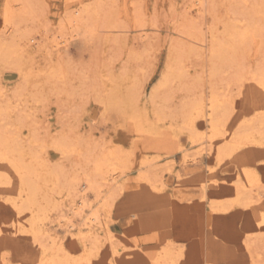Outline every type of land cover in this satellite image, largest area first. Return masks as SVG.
<instances>
[{
  "label": "rangeland",
  "instance_id": "rangeland-1",
  "mask_svg": "<svg viewBox=\"0 0 264 264\" xmlns=\"http://www.w3.org/2000/svg\"><path fill=\"white\" fill-rule=\"evenodd\" d=\"M39 1L18 19L25 41L5 18L15 1L0 0V138L34 186L28 203L0 159V264H264V92L250 79L264 29L221 63L207 52L211 33L255 23L254 0ZM80 8L92 18L73 28ZM211 93L227 115L209 130L193 104Z\"/></svg>",
  "mask_w": 264,
  "mask_h": 264
},
{
  "label": "bare ground",
  "instance_id": "bare-ground-1",
  "mask_svg": "<svg viewBox=\"0 0 264 264\" xmlns=\"http://www.w3.org/2000/svg\"><path fill=\"white\" fill-rule=\"evenodd\" d=\"M15 1V3H16V5H17V8L15 9V10H13L12 8H9V7H7L6 8V10H5V18H6V20H9V22L10 23H13L14 24V26H15V31L17 32V31H19L20 33H25V35H24V38L26 39H24V38H19V39H23V40H25V41H27V40H29V41H34V37L33 36H29L28 34H26L28 31L27 30H29V29H25L24 30V24L22 25V27H23V29H22V27H21V25H20V22L18 21V19H23V18H25V17H28V16H30V14L32 13V7H33V3H34V1L35 0H14ZM41 1V0H40ZM39 1V2H40ZM204 1L205 0H195V3H193L192 5H196L197 4V9L199 10V12H203V11H205V9H204V5H203V3H204ZM235 2V1H234ZM238 2V1H237ZM235 4V3H234ZM244 4V3H243ZM243 4H241L240 5V3H239V6H242ZM253 6H252V8H253V14H254V18H253V20H252V22H255V23H253V24H250V18H249V24L245 27V28H243V30H241V31H239V28H241V27H237V25L236 24H238V23H240V19H241V16H240V18H237V19H239V20H234L231 24H229V25H227L226 24V27H225V36H227V41H223L222 39H219V37H217V36H215L214 34H210V35H212L211 37H209L210 38V40L208 41L209 43H208V50H207V52H208V58H209V60L210 61H214L215 63H216V60L215 59H218V60H221V61H218V62H222V61H224V59L223 58H228L229 56H228V54L231 52V51H233L234 50V48L236 47V45L238 44V42H242L243 43V41H245V40H247L249 37H250V35L253 33V32H259V31H261V30H263L264 29V27L262 26L263 24L262 23H264V0H254V3L252 4ZM94 6V5H93ZM96 6H97V3H96ZM99 6V5H98ZM238 6V5H237ZM236 6V7H237ZM15 7V6H14ZM243 7H246V6H243ZM100 8V6L97 8V9H99ZM238 8V7H237ZM82 8H80L79 10H75L74 11V14L72 15V17H71V20H70V22H71V26L73 25V28H77V26H79V25H87V20H91V18H92V16H90V17H88V14L90 13L89 11L90 10H88V9H85V10H81ZM243 9V8H242ZM241 9V10H242ZM81 10V11H80ZM213 10V9H212ZM246 10V9H245ZM16 11V12H15ZM99 11H100V9H99ZM230 11V10H229ZM94 12V11H93ZM249 12V11H248ZM97 13H98V11H97ZM107 13V12H106ZM231 13V12H230ZM238 13V12H237ZM243 14H244V12H242ZM241 13V14H242ZM105 14V13H104ZM248 14V13H247ZM253 14H251V15H253ZM90 15V14H89ZM109 15V14H108ZM230 15V14H229ZM232 15H233V12H232ZM238 15V14H237ZM239 15H240V13H239ZM249 15V14H248ZM36 16V15H35ZM70 16V15H69ZM105 16V15H104ZM245 16H247V15H245ZM244 16V17H245ZM250 16V15H249ZM95 17V12H94V14H93V18ZM103 17V16H102ZM231 17V16H230ZM243 17V16H242ZM243 17V18H244ZM4 18V19H5ZM32 18V17H31ZM31 18H29V20L31 19ZM107 18H109V17H107ZM111 18V17H110ZM236 18V17H235ZM248 18V17H247ZM66 19V18H65ZM64 19V20H65ZM104 19H106L105 17H104ZM229 19V18H228ZM245 19V18H244ZM26 21H27V19H25ZM33 20V19H32ZM18 21V22H17ZM94 21V20H93ZM92 21V22H93ZM98 21V20H97ZM101 21H102V19H101ZM106 21H107V23H110V21H108L107 19H106ZM230 21V20H229ZM24 22V21H23ZM22 22V23H23ZM62 22V21H61ZM92 22H90L91 24H92ZM103 22H104V20H103ZM244 24H245V22L244 21H242ZM241 22V23H242ZM25 23V22H24ZM227 23V22H226ZM229 23V22H228ZM242 23V24H243ZM26 24V23H25ZM35 24V23H34ZM96 24V23H95ZM241 24V25H242ZM243 24V25H244ZM90 25V24H89ZM96 25H98V24H96ZM95 25V26H96ZM100 25V24H99ZM98 25V26H99ZM224 25V24H223ZM241 25H239V26H241ZM88 26V25H87ZM87 26H86V28H87ZM104 26H106V24H104L103 25V27ZM111 25L110 24H107V30H105V32L106 33H110V27ZM90 27V26H89ZM110 27V28H109ZM27 28V27H26ZM85 28V29H86ZM91 29H92V27H91ZM223 29V28H222ZM212 30V29H211ZM29 31H31V30H29ZM87 30H85V32H86ZM89 31H90V29H89ZM221 31H223V30H221ZM213 32V31H212ZM221 33V32H220ZM21 34V37H23V35ZM31 34H32V32H31ZM44 34V33H43ZM91 34H92V32H91ZM108 35V34H107ZM214 35V36H213ZM223 35H224V31H223ZM222 35V36H223ZM255 35H256V33H255ZM20 36V35H19ZM221 36V37H222ZM49 37V36H48ZM191 37V36H190ZM55 39V38H54ZM191 40H192V42H194V40L192 39V37L190 38ZM17 40V39H16ZM16 40H14V41H16ZM21 40H18V41H21ZM62 40V39H61ZM4 41V40H3ZM3 41H0L1 43H0V47H1V52H3L4 53V50H7L8 48H6V46L7 45H5L4 44V42H6V44H8L7 43V41L5 40L4 42ZM25 41H23V42H25ZM52 41V40H51ZM12 43H14L13 42V40H11V42H10V46L12 45ZM20 43V42H19ZM61 43V42H60ZM64 43V42H63ZM15 44V43H14ZM17 44V43H16ZM23 44H25V43H23ZM28 44V43H27ZM34 44L36 45V46H38L39 47V43L37 44V42H34ZM42 44V43H41ZM241 44V43H240ZM22 45V44H21ZM20 45V46H21ZM30 45V44H29ZM57 42H51V47H53V48H55V47H57ZM239 45V44H238ZM41 46V45H40ZM9 47V46H8ZM16 47V46H15ZM42 49H43V52H45L48 56H49V58L51 59V53L48 51V49H47V47H45V46H42ZM11 51H13L14 52V50H11ZM7 52V51H6ZM2 53V54H3ZM178 53V52H177ZM233 53V52H232ZM63 54V53H62ZM5 55H6V53H5ZM8 56V55H7ZM60 58V57H59ZM170 58V57H169ZM223 59V60H222ZM44 60V59H43ZM172 60V59H171ZM208 60V61H209ZM227 60V59H226ZM225 60V61H226ZM174 61V60H173ZM217 62V63H218ZM59 63V62H58ZM214 63V64H215ZM216 63V64H217ZM64 64V63H63ZM174 64H175V62H174ZM211 65H212V63H210ZM215 64V65H216ZM172 66V65H171ZM217 66V65H216ZM215 66V67H216ZM211 67V66H210ZM218 67V66H217ZM172 68V67H171ZM212 68V67H211ZM215 70L217 69V68H214ZM214 69H213V71H214ZM169 70V69H168ZM213 71L212 72H210V75H212L211 73H213ZM255 71V73L254 74H252L251 73V75L252 76H250V79L251 80H253V83L255 82V87H257V88H259L260 90H262L263 92H264V70H262V71H260L259 72V74L258 75H256L257 73L256 72H258V70L256 71V70H254ZM172 72H175V71H172ZM167 76H168V74H167ZM169 78V77H168ZM164 80V79H163ZM130 92H132V91H129V93ZM122 93V92H121ZM131 94V93H130ZM128 95V94H127ZM134 95H136L135 94V92H134ZM210 96L207 98V100H205L204 102L202 101H200V100H198V102L196 101V102H194V103H196V105L195 104H193L194 105V107H195V109H197V111H198V113H199V116H201V117H204V122L206 123L205 125H204V128H208L209 130H212V129H214V128H216L217 126L219 127V128H222L223 126H225V114L227 115V110L224 108V110L226 111V113L222 110L223 108H221V106H222V104H223V102H221L220 100H218V96L216 95V94H214V93H211V94H209ZM131 97H132V95H130ZM122 96L120 95V98H121ZM130 99V98H129ZM137 99V98H136ZM138 100V99H137ZM135 103V102H134ZM220 103H222V104H220ZM138 104H139V102H138ZM191 106V105H190ZM194 107H193V109H194ZM225 107L228 109V107L225 105ZM192 108V107H191ZM231 108V107H230ZM133 109V110H132ZM132 109H131V113H130V116H131V118H137V116L138 115H140L139 113V111H137V110H135V108H134V106L132 105ZM190 109V108H189ZM229 111H231L230 109H228ZM124 111V110H123ZM193 111V110H192ZM191 113V112H190ZM122 114V113H121ZM196 114V113H195ZM261 123H264V120L261 122ZM256 124V123H255ZM191 128H193V127H191ZM251 128V127H250ZM249 128V130H251ZM204 133V132H203ZM202 133V134H203ZM244 133V132H243ZM252 134V133H251ZM216 135V134H215ZM239 135V134H238ZM13 136V135H12ZM1 137V136H0ZM235 137H237V136H235ZM231 138H233V137H230L229 139H231ZM9 139V138H8ZM7 139V140H8ZM227 142V141H226ZM225 143V142H224ZM235 144V143H234ZM11 146V145H10ZM10 146H9V143H7L3 138H0V159H7L8 161H9V159H10V156L8 155V153H9V151L11 152V150H10ZM226 146H227V144H226ZM229 146V145H228ZM223 147V146H222ZM224 148H225V146H224ZM13 150H14V148H13ZM13 150H12V152H13ZM221 151V150H220ZM223 153V152H222ZM95 159V158H94ZM7 162V161H6ZM94 162V161H93ZM94 163H96L95 165H96V168L95 169H98V168H100V166H101V162L100 161H96V162H94ZM106 164V163H105ZM9 165L11 166V167H13L12 169L14 170V171H16L17 172V174L18 175H20V184L22 183L25 187H26V198H25V200H26V202H31L32 201V198H33V195H34V191H33V188H34V186L31 184V182L29 181V174L32 172L31 170H30V167H26V166H24V165H22L19 161H15V160H10L9 161ZM115 166V165H114ZM98 170H100V169H98ZM97 170V171H98ZM114 170V169H113ZM107 172V171H106ZM1 174V173H0ZM33 174V173H32ZM77 177V176H76ZM78 178V177H77ZM148 178V177H147ZM1 179V178H0ZM104 179H106V177H104ZM145 179H146V177H145ZM34 180V179H33ZM66 180V179H65ZM69 180V179H68ZM40 181V180H39ZM67 181V180H66ZM161 182V181H160ZM69 183V182H68ZM114 183H117V180H114ZM20 184H19V186H20ZM73 184V183H72ZM49 185V184H48ZM96 185V183H94V187H96L95 186ZM76 186V185H75ZM73 187V186H72ZM72 187H71V189H72ZM80 187H82L81 188V190H79V192H82V193H84L87 189H94L93 188V183L91 182V181H89L88 179L87 180H84V184H82ZM60 189V188H59ZM69 189V188H68ZM67 189V190H68ZM100 188L98 187V190H99ZM24 191V190H23ZM48 193V192H47ZM64 193V192H63ZM48 196V195H47ZM51 197V196H50ZM76 197V196H75ZM50 199V198H49ZM51 203V202H50ZM61 203V202H60ZM84 200H81L80 202H79V206H77V207H74V209H73V211H74V213H79L80 211H81V209H82V207H83V205H84ZM25 207V206H24ZM60 207V206H59ZM69 208V207H68ZM55 209V208H54ZM95 218H96V216L95 215H93L92 214V216L90 217V218H87V220H85L84 221V223H83V226L84 227H78L77 229H76V232H77V235L79 236V235H83V237L85 236V237H88V236H90V234H92L94 231H92L93 229V220H95ZM60 222L63 224V225H65L67 228H72L73 227V223H72V221L70 220V215L68 214V215H65V214H63V215H61V217H60ZM59 222V223H60ZM31 237V236H30ZM47 237H49L50 238V242L52 243V245L53 244H55L56 243V239H55V236H51L50 234H48L47 235ZM83 243H85V242H83ZM62 248V247H61ZM162 256V255H161ZM87 257V256H86ZM157 261V260H156ZM42 262V261H41ZM159 262V261H158ZM78 263V262H77ZM80 263V262H79ZM57 264V263H56Z\"/></svg>",
  "mask_w": 264,
  "mask_h": 264
}]
</instances>
